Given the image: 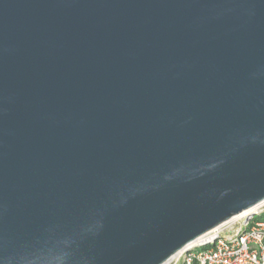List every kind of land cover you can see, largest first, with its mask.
I'll return each mask as SVG.
<instances>
[{
	"label": "water",
	"instance_id": "water-1",
	"mask_svg": "<svg viewBox=\"0 0 264 264\" xmlns=\"http://www.w3.org/2000/svg\"><path fill=\"white\" fill-rule=\"evenodd\" d=\"M262 202L264 0H0V264H181Z\"/></svg>",
	"mask_w": 264,
	"mask_h": 264
},
{
	"label": "built area",
	"instance_id": "built-area-1",
	"mask_svg": "<svg viewBox=\"0 0 264 264\" xmlns=\"http://www.w3.org/2000/svg\"><path fill=\"white\" fill-rule=\"evenodd\" d=\"M263 215L264 203L222 233L189 247L181 264H264V221L257 220Z\"/></svg>",
	"mask_w": 264,
	"mask_h": 264
},
{
	"label": "bare ground",
	"instance_id": "bare-ground-1",
	"mask_svg": "<svg viewBox=\"0 0 264 264\" xmlns=\"http://www.w3.org/2000/svg\"><path fill=\"white\" fill-rule=\"evenodd\" d=\"M262 203H264V202H262ZM262 203H261V204H262ZM257 207H258V206L254 207V208H252V209H250V210H247V211H245L244 213H242L241 215H250V214L254 213V211H256Z\"/></svg>",
	"mask_w": 264,
	"mask_h": 264
},
{
	"label": "rangeland",
	"instance_id": "rangeland-1",
	"mask_svg": "<svg viewBox=\"0 0 264 264\" xmlns=\"http://www.w3.org/2000/svg\"><path fill=\"white\" fill-rule=\"evenodd\" d=\"M261 220H263V221H264V215H263V218H261Z\"/></svg>",
	"mask_w": 264,
	"mask_h": 264
},
{
	"label": "trees",
	"instance_id": "trees-1",
	"mask_svg": "<svg viewBox=\"0 0 264 264\" xmlns=\"http://www.w3.org/2000/svg\"><path fill=\"white\" fill-rule=\"evenodd\" d=\"M263 218V217H262ZM257 220H261V218L260 219H257Z\"/></svg>",
	"mask_w": 264,
	"mask_h": 264
}]
</instances>
